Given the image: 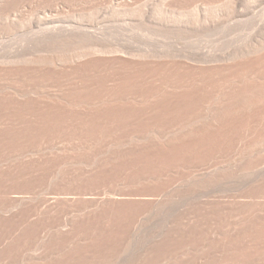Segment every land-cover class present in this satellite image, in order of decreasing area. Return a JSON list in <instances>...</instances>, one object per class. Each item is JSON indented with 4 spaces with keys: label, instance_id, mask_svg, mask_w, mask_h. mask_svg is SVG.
<instances>
[{
    "label": "rangeland",
    "instance_id": "1",
    "mask_svg": "<svg viewBox=\"0 0 264 264\" xmlns=\"http://www.w3.org/2000/svg\"><path fill=\"white\" fill-rule=\"evenodd\" d=\"M3 1L0 264H264V222L198 202L249 187L246 168L231 175L232 144L264 138V98L248 97L258 128L237 112L217 143L206 58L222 39L264 42V0ZM109 193L115 205L97 207Z\"/></svg>",
    "mask_w": 264,
    "mask_h": 264
},
{
    "label": "bare ground",
    "instance_id": "2",
    "mask_svg": "<svg viewBox=\"0 0 264 264\" xmlns=\"http://www.w3.org/2000/svg\"><path fill=\"white\" fill-rule=\"evenodd\" d=\"M1 1V0H0ZM3 1V0H2ZM9 1V0H8ZM7 0H6V2H8ZM14 1V0H13ZM12 1V2H13ZM17 1V0H16ZM19 1V0H18ZM21 1H23V0H21ZM257 1V0H256ZM5 2V0L3 1V3L2 4H5L6 3ZM11 2V3H12ZM259 2H261V0L259 1ZM258 2V3H259ZM1 3V2H0ZM8 3H10V1L8 2ZM16 3V2H15ZM256 3V2H255ZM5 5H9V4H5ZM4 5V6H5ZM12 5V4H11ZM1 7H2V5H1ZM0 7V8H1ZM4 8V7H3ZM7 8V7H6ZM11 8V7H10ZM253 21V20H252ZM257 21V20H256ZM251 22V21H250ZM250 22H248V24L250 23ZM254 22V21H253ZM259 24V26H260V23H258ZM257 24V25H258ZM253 25V24H252ZM256 25V24H255ZM237 32V31H236ZM241 32V31H240ZM46 35V34H45ZM234 35H236V33L234 34ZM38 37V36H37ZM41 37V36H40ZM229 37V36H228ZM235 37V36H234ZM232 37L233 39H235L237 42L239 41L238 39H237V37ZM231 38V36H230V40L232 39ZM227 39H229V38H227ZM226 38H225V40H227ZM230 40H228L227 42H230ZM242 40V39H241ZM263 40V39H262ZM262 40H261V42H258V44L257 45H253L254 43L252 42L251 44H252V46H250L251 44H249V42L248 43H246V46L243 44V46H245V47H243L242 45V47H240V48H242V50L241 49H239V46H234V45H236V44H239V43H235V44H233L232 45V42H231V45H230V43H228L230 46H228L227 44V46H228V50H225V49H222L223 51L225 50V52H223L222 50H221V48L223 47V45L222 44H224L225 43V41L223 42V39H222V41H221V45L220 44H218L217 43V45L220 47V49H218V50H216V53H215V51H214V53H215V55L214 54H212V56L211 57H209V59L208 58H206V60L208 61V60H211L210 61V66H209V68H207L208 70H207V72H210V74L212 73V76H213V82H212V84L214 83V85H212L211 87V89L213 90V88H215L214 90H213V92L214 93H212L213 95H212V97H213V112H212V110L211 109H209L210 107L209 106H207V105H205L204 107H209V108H207L208 110H211V112L213 113V115H212V118H211V123H212V129L214 128L215 130L213 131V132H216L215 134H217V138H218V140L220 141V142H217V140H216V142L217 143H222V142H225L223 139L225 138L226 139V136H228L227 135V133L229 134L230 132H227V131H229V130H226V129H229V128H227L228 126L227 125H229V124H227V122L229 123V122H231V116L233 115L234 116V118L237 116L236 114H237V112H238V114H239V112L241 113H244V114H242L241 113V116L242 115H245V113H247V115H249V117H251L252 118V115L248 112V111H250L252 108L254 109V107H255V109H257L258 107L257 106H259V104L258 103H263L264 104V99H263V101L261 100V99H259V96L261 97V98H264V78L262 77L263 76V73H264V70H262V69H264V44H262V43H264V42H262ZM233 41V40H232ZM236 41H233V42H236ZM257 41L258 40H256V43H257ZM255 42V41H254ZM259 43H261V44H259ZM247 44H249V46L247 47ZM218 46H216V47H218ZM222 46V47H221ZM225 46V45H224ZM225 48V47H224ZM237 48V49H236ZM217 49V48H216ZM239 49V50H238ZM244 49V50H243ZM101 51V50H100ZM227 51V52H226ZM96 52V51H95ZM97 53V52H96ZM101 53H102V51H101ZM104 53V52H103ZM107 52H105V54H106ZM112 53V52H111ZM116 53V52H115ZM99 54V53H98ZM107 55V54H106ZM122 55V54H121ZM126 55V54H125ZM213 55H214V57H213ZM101 56V55H100ZM99 56V57H100ZM105 56V55H104ZM112 56V55H111ZM123 56V55H122ZM133 56V55H132ZM102 57V56H101ZM154 58L156 57V56H153ZM162 57H164V56H161L160 55V58L162 59ZM169 57V56H168ZM167 57V58H168ZM171 57V56H170ZM169 57V59L168 60H171V58ZM179 57H181V56H179ZM213 57V58H212ZM113 58V57H112ZM109 59V60H114V59ZM118 58V57H117ZM123 58V57H122ZM136 58V57H135ZM140 58V57H139ZM142 58V57H141ZM151 58V57H150ZM160 58H158V59H153V58H151V60L153 61H156V60H159L160 61ZM167 58H165V59H167ZM175 58H176V56H175ZM211 58V59H210ZM116 59V58H115ZM118 59H121V58H118ZM117 59V60H118ZM131 59V58H130ZM146 59H147V57H146ZM145 59V60H146ZM94 60V59H93ZM93 60L91 61V60H89V62H90V65L92 64V62H93ZM100 60V59H99ZM117 60H114V62H117ZM139 60V59H138ZM162 60H164V59H162ZM172 60H174V58H172ZM204 60H205V58H204ZM119 61V60H118ZM122 61V60H121ZM149 61V60H148ZM89 62H86V64L85 65H87V63H89ZM103 62H104V60H103ZM109 63H110V61H108ZM113 62V61H112ZM120 62V61H119ZM123 62V61H122ZM129 62V61H128ZM131 63L133 62V61H130ZM151 62V61H150ZM158 62V61H157ZM156 62V63H157ZM164 62H166V61H164ZM168 62V61H167ZM184 62H186V61H184ZM183 62V63H184ZM201 62H203L202 60H201ZM200 62V63H201ZM206 62V61H205ZM94 63V62H93ZM175 63V62H174ZM187 63V62H186ZM95 64V63H94ZM112 64V63H111ZM118 64V63H117ZM138 64V63H137ZM182 64V63H181ZM201 64H203V66L205 65L204 63H201ZM201 64H199L200 65V67L199 68H197V69H200L201 70V68H204V67H202L201 66ZM209 65V62L208 63H206V65ZM97 65V64H96ZM103 65V64H102ZM119 65V64H118ZM135 65V64H134ZM155 65V64H154ZM167 65V64H166ZM198 65V66H199ZM207 65V66H208ZM95 66V65H94ZM160 66V65H159ZM185 66H187V65H185ZM262 66H263V68H262ZM87 67V66H86ZM119 67V66H118ZM173 67V66H172ZM183 67V66H182ZM133 68V67H132ZM165 68V67H164ZM170 68V67H169ZM206 68V67H205ZM205 68H204V70L202 69L201 71L203 72H205V74L207 73L206 72V70H205ZM260 68H262L261 69V71H263V73H260V72H256V70L257 69H260ZM177 69V68H176ZM195 69V68H194ZM210 70V71H209ZM137 71V70H136ZM200 71V72H201ZM157 72V71H156ZM194 72V71H193ZM199 72V71H198ZM199 72V73H200ZM201 72V73H202ZM195 73V72H194ZM200 73V74H201ZM197 74V73H196ZM204 73H202L201 75H203ZM204 74V75H205ZM209 74V73H208ZM208 74H206L207 76H208ZM259 74H261L262 76H260ZM200 76V75H199ZM199 76H197V77H199ZM203 77V76H202ZM209 77V76H208ZM199 78H201V76L199 77ZM203 78H205L206 79V76H204ZM210 78V77H209ZM208 78V79H209ZM211 79V78H210ZM202 80H203V82H202ZM206 81V80H205ZM204 81V79H202L201 78V81H200V84H205V83H207L206 85L208 86V82L206 81L205 82ZM209 81H211V80H209ZM207 86H206V90H207ZM213 86H215V87H213ZM204 86L202 85V88H203ZM203 89H205V88H203ZM210 89V88H209ZM199 90V89H198ZM257 94H256V93ZM252 93H253V95H254V93L256 94V95H254L255 97H257L258 96V99H255L254 97H253V95H252ZM199 94H201V93H199ZM207 94H209V93H207ZM258 94H260V95H258ZM252 95V96H251ZM203 96V95H202ZM263 96V97H262ZM212 97H210V98H212ZM248 97H250L251 98V100H252V97L254 98V101L255 100H258V101H256V102H254L253 100H252V102H254L255 103V105H254V107H252V104H254V103H252V102H250L249 100H248ZM209 98V97H208ZM249 98V99H250ZM205 100V99H204ZM239 100V101H238ZM241 100V101H240ZM261 100V101H260ZM209 101H210V99H209ZM262 103H261V106H262ZM123 104V103H122ZM128 104H129V102H128ZM133 104V103H132ZM199 104V103H198ZM197 104V105H198ZM212 104V103H211ZM256 104H257V106H256ZM119 105V104H118ZM201 105V104H200ZM203 105V104H202ZM208 105H210V103H208ZM114 107H116V106H114ZM260 107V106H259ZM206 108H205V110H206ZM264 107H262V109H263ZM202 109V108H201ZM259 109V108H258ZM260 109H261V107H260ZM261 109V110H262ZM261 110H255V112H258V111H261ZM202 112H206V111H202ZM202 112H201V114H202ZM210 112V111H209ZM210 112V113H211ZM203 113V114H204ZM211 113V114H212ZM249 113V114H248ZM259 113V112H258ZM263 113V110L261 111V113H259V114H257L258 116H264V114L263 115H261ZM201 114H200V116H201ZM202 114V115H203ZM206 115L205 116H207V114H208V112L207 113H205ZM211 114H209V115H211ZM236 116H235V115ZM253 115L254 114H256V113H252ZM256 115V116H257ZM232 116V117H233ZM240 116V115H239ZM238 116V117H239ZM255 116V115H254ZM244 117V116H243ZM245 117H246V119H248L247 121H250L251 120V118H250V120H249V117L248 116H246L245 115ZM262 117H261V119H262ZM200 118V117H199ZM201 118H203V120L205 121V122H202L203 124H204V126L206 125V121L207 120H205L204 119V116L202 117L201 116ZM200 118V119H201ZM233 118V119H234ZM256 117H254V118H252V119H254V120H256L255 119ZM208 119V118H207ZM229 119H230V121H229ZM235 119H238V118H235ZM234 119V120H235ZM258 119V118H257ZM260 119V120H261ZM209 121H210V119H208ZM263 120V119H262ZM208 121V123L207 124H209L210 122ZM258 120H256L255 121V123L257 122ZM238 122V121H237ZM263 122V121H262ZM239 123V122H238ZM237 123V124H238ZM236 124V123H235ZM245 123H243L242 125H244ZM263 124H264V122H263ZM263 124H261V125H263ZM241 125V124H240ZM247 125V124H246ZM254 125V122H253V124L252 125H250L251 126V128L253 129V126ZM259 125V124H258ZM208 126V125H207ZM210 126V125H209ZM230 126V125H229ZM249 126V125H248ZM256 126H257V123H256ZM255 126V127H256ZM262 127H264V126H262ZM211 128V127H210ZM232 127H230V129H231ZM244 128V127H243ZM247 128V127H246ZM257 128H258V126H257ZM260 128H261V126H260ZM241 129H242V127H241ZM251 129V130H252ZM255 129V128H254ZM262 129V128H261ZM208 130V129H207ZM211 130V129H210ZM238 130V129H237ZM244 130V129H243ZM260 130V129H259ZM248 131H250V129L248 130ZM247 131V132H248ZM261 131H263V133H264V130H261ZM182 132V131H181ZM225 132H227L226 134H225ZM239 132V131H238ZM241 132V131H240ZM245 132L246 134H247V136H248V133H251V132ZM254 132L256 133V132H258L259 133V131L257 130L256 131V129L254 130ZM254 132H252V133H254ZM235 133H236V130H235ZM254 133V134H255ZM262 133V135H264ZM178 134H179V132H178ZM198 134V133H197ZM213 134V133H212ZM237 134V133H236ZM239 134V133H238ZM242 134V133H241ZM257 134V133H256ZM260 134H261V132H260ZM181 135V134H180ZM214 135V134H213ZM190 136V135H189ZM229 136H230V134H229ZM241 136V135H240ZM242 136H244V134L242 135ZM242 136L240 137L241 138V140H240V138L238 139V142H239V140H240V143H242V144H244V142L245 141H247V140H249V141H247V142H249L248 144H247V142H245V146H239V143L237 142V147H236V145H233L232 144V146L234 147V148H236V149H240L241 148V150L242 151H238V150H236L235 152H234V149H233V154H232V156H230V161L231 162H229V164H230V167L231 168H229L230 169V172L233 170V172L234 173H237L241 168H244V170H245V168H246V172H248L249 173V175H248V173H247V176L249 177V179H248V181H247V183H248V185H249V187H248V189L246 190V189H243V190H228L229 192L227 193V194H229L230 193V195H229V197L227 198V200L226 201H223V200H219V199H213V200H211V199H208V198H206V199H199L200 201H198L199 202V205L202 207V208H205V210L203 209V211H202V213L205 211V212H207V211H209L210 210V208H211V211L213 210V209H218V211L219 210H221V212H222V210H223V212H222V214L223 213H225L228 209H229V211H230V209L232 210L231 212H233V210L235 211V213H239L238 215L239 216H241V215H243V211L241 212V210H244V213L246 212L249 216L250 215H252V217H253V215H254V218L255 217H257L258 219H260V220H258V219H256L255 221H261V223H263L264 221H262V220H264V201H263V199H264V168H262L261 169V167H263V165H264V162H263V160H264V138L262 139V140H260V138H259V140L258 139H255V137H253V136H255V135H251V134H249V136H248V139L246 140V138H242ZM246 136V135H245ZM216 137H214V139L216 138ZM236 137V136H235ZM239 136L237 135V138H238ZM254 138V140H258L259 142H256V143H254L251 139H253ZM256 137H260L258 134L256 135ZM262 137H264V136H262ZM261 137V138H262ZM230 138V137H229ZM228 138V139H229ZM249 138H251V139H249ZM235 139V138H234ZM242 139H243V142H241L242 141ZM245 140V141H244ZM253 142H251V141ZM229 141H230V139H229ZM230 142H233V141H230ZM229 142V143H230ZM252 144H251V143ZM217 143H216V146H218L217 145ZM234 143V142H233ZM236 143V142H235ZM225 144V143H224ZM180 145V144H179ZM220 145V144H219ZM226 146V145H225ZM238 146H239V148H238ZM219 147V146H218ZM227 147V146H226ZM214 148V147H213ZM225 148V147H224ZM224 148H220V149H224ZM229 148H231V147H229ZM243 148V149H242ZM227 149V148H226ZM225 149V150H226ZM228 152H230V151H228ZM214 153V152H213ZM225 153V152H224ZM206 154V153H205ZM217 154V153H216ZM231 155V154H230ZM262 162H263V165L260 167L259 165H260V163L262 164ZM247 168L249 169V171L247 170ZM255 169H256V171H255ZM244 170H242V171H240V173L241 172H243V174H245V171ZM255 172H254V171ZM250 171H252V172H250ZM229 172V171H228ZM239 173H237L236 175H238ZM231 175H232V172H231ZM236 175H234V176H236ZM240 175V174H239ZM246 175V174H245ZM244 175V176H245ZM233 176V177H234ZM247 176H245V177H243V175H242V177H243V184H245V182H244V180L246 181V179L248 178ZM237 177H239V176H237ZM242 177H241V179H242ZM240 178V177H239ZM245 178V179H244ZM192 191H194V193H195V191L196 190H192ZM200 191V190H199ZM206 190H204V192H205ZM202 192V191H201ZM209 192V191H208ZM207 191L205 192V193H207V194H209ZM190 193H192V192H190ZM193 193V194H194ZM197 193H199L198 191H197ZM110 195H111V193H109ZM114 194V193H113ZM200 194V193H199ZM110 195H109V197H103V198H101V199H98V201H99V203H96V204H98V206L97 207H102V206H107V207H111V206H108V205H110L111 203V205L112 206H114L113 205V202L115 203V199H117V198H113V196L112 197H110ZM194 195H197V194H194ZM201 195V194H200ZM200 195H197L198 197H200ZM202 195H203V192H202ZM201 195V198H204L205 196H202ZM225 195V194H224ZM197 197V198H198ZM215 196H212V198H214ZM243 198V200L241 201V199ZM262 198V200H260ZM93 199V198H92ZM118 200V199H117ZM123 200V199H122ZM198 200V199H197ZM93 201V200H92ZM157 201V200H156ZM196 201V200H195ZM262 201V202H261ZM154 202V201H153ZM157 202H159V201H157ZM116 203H118L119 204V202H117L116 201ZM161 203V202H160ZM159 203V204H160ZM158 204V203H157ZM156 204V205H157ZM155 205V206H156ZM161 205V204H160ZM159 205V206H160ZM197 205V204H196ZM107 207H105V208H107ZM199 207V206H198ZM197 207V208H198ZM114 208V207H113ZM159 209H161V207H158ZM202 208H200L199 207V209H200V211H201V209ZM213 208V209H212ZM103 209H104V207H103ZM224 210H226L225 212H224ZM6 211H8V210H6ZM214 211V210H213ZM218 211H216V212H218ZM229 211H227L226 213V215H228L229 214ZM238 211V212H237ZM242 213H240V212ZM220 212V211H219ZM230 212V214H232ZM234 213V212H233ZM245 213V214H246ZM236 214V215H237ZM247 214H246V216H247ZM232 215H235V214H232ZM193 216V215H192ZM189 217V216H188ZM251 217V216H250ZM249 217V218H250ZM252 217L250 218V220L252 219ZM187 218V217H186ZM185 218V219H186ZM191 217H189V219H190ZM244 218H245V216L243 215V220H244ZM247 218H248V216H247ZM188 219V218H187ZM189 219H188V221H189ZM246 219V218H245ZM192 222H193V220H194V216H193V218L192 219H190ZM247 220V219H246ZM252 220H254V219H252ZM245 221V220H244ZM186 223H185V225H187L188 224V222L187 221H185ZM190 223V222H189ZM192 224V223H191ZM232 224H234V228L236 227L235 226V224H236V222L235 223H232ZM163 226V225H162ZM188 226V225H187ZM190 226V225H189ZM188 226V227H189ZM262 226V225H261ZM160 228V227H159ZM166 228L168 229V226H166ZM187 228V227H186ZM191 228V227H190ZM193 228V227H192ZM258 228V227H257ZM167 229H165L166 231H167ZM170 229V228H169ZM168 229V230H169ZM261 229H263V228H261ZM186 230H188V229H186ZM189 230H192V229H189ZM135 229L134 230H132L131 232H132V234L133 235H136V233H135ZM139 231V230H138ZM187 232V231H186ZM165 232H164V229L163 228H160V229H154V232L152 231L151 232V237H152V239H151V243L153 244V246H155L154 245V242H157V241H159L160 239H162L164 236H165V238H166V235L165 234H168L167 232L164 234ZM170 233V232H169ZM258 233V232H257ZM256 233V234H257ZM260 233V232H259ZM258 233V234H259ZM263 233H264V231H263ZM262 233V234H263ZM181 234H182V232H181ZM132 236V235H131ZM212 236V235H211ZM138 237V236H137ZM167 237H170L171 238V236L169 235H167ZM259 237H261V236H259ZM263 237V236H262ZM136 239H138V238H136ZM169 239V238H168ZM260 240H261V238H260ZM264 240V239H263ZM162 241V240H161ZM161 241H159V242H161ZM258 241V240H257ZM167 242V241H166ZM165 241H163V242H161V244L163 243H166ZM158 243V242H157ZM156 243V246L159 244H157ZM151 245V244H150ZM156 246L154 247V248H156ZM159 247H160V244L158 245ZM151 247V246H150ZM253 247H255V246H253ZM257 247V246H256ZM161 248V247H160ZM166 248V247H165ZM260 248V247H259ZM263 248V247H262ZM154 250V249H153ZM152 250V251H153ZM156 250H157V248H156ZM264 250V249H263ZM258 252V251H257ZM156 253V252H155ZM158 255V254H157ZM259 255V254H258Z\"/></svg>",
    "mask_w": 264,
    "mask_h": 264
}]
</instances>
